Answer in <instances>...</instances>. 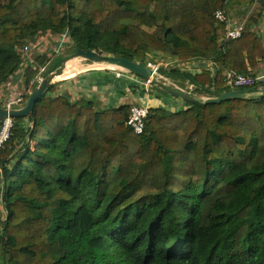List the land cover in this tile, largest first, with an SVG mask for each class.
<instances>
[{
	"label": "trees",
	"instance_id": "trees-1",
	"mask_svg": "<svg viewBox=\"0 0 264 264\" xmlns=\"http://www.w3.org/2000/svg\"><path fill=\"white\" fill-rule=\"evenodd\" d=\"M253 1L0 0V85L25 41L68 31L72 53L143 64L170 54L190 67L161 76L214 98L231 90L225 70L264 67V28H252L264 0L240 38L218 44L215 11ZM250 89L218 104L150 107L135 134L133 104L105 108L51 85L31 115L13 118L0 151V264H264V94Z\"/></svg>",
	"mask_w": 264,
	"mask_h": 264
},
{
	"label": "built area",
	"instance_id": "built-area-1",
	"mask_svg": "<svg viewBox=\"0 0 264 264\" xmlns=\"http://www.w3.org/2000/svg\"><path fill=\"white\" fill-rule=\"evenodd\" d=\"M258 7V0H254L247 5L239 7L235 10H231L228 13L217 9L214 13V16L218 22L224 24V35L218 39L219 46H222V43L229 40L240 38L243 31L247 27L248 21L251 19L253 13ZM253 30L256 34H258L260 27L258 26ZM72 45L73 40L71 39L68 31L57 35L48 32L45 33V35H38L32 39H29L23 45V47L17 49L20 55V64L18 68L8 76L7 80L0 85V107L6 109L7 111L18 110L22 108L25 105L30 93L32 92L34 84L39 83L43 74L46 73L45 71L48 63L42 66L37 64V57L44 55L50 57L53 54H58L64 47H69ZM176 59L174 62L176 61L177 65H179L178 60ZM174 62L172 63V67H176ZM162 64L168 65V63L161 62L157 66H153V69H150L156 73V70L161 67ZM211 65L212 64L209 62L210 67ZM29 68L38 70L39 74L34 77L30 85H27V83H25V78L26 71ZM112 70H118L116 73V78H122L124 80L127 79L129 82L133 81V85L141 87L144 89L145 93H149L148 84H152L150 79L142 78L138 74H135L125 68ZM223 80L225 85L231 90L252 87L260 88L262 85H264V67L249 74L238 73L233 70H225L223 72ZM153 85L156 86L154 82ZM149 108L150 107H148L146 104L141 103L131 105L130 114L127 119V125L133 130L135 134H141L144 131L146 118L149 114ZM1 120L0 151L8 140L13 126V118L9 115L3 117ZM1 201L2 189L0 188V203Z\"/></svg>",
	"mask_w": 264,
	"mask_h": 264
},
{
	"label": "crops",
	"instance_id": "crops-1",
	"mask_svg": "<svg viewBox=\"0 0 264 264\" xmlns=\"http://www.w3.org/2000/svg\"><path fill=\"white\" fill-rule=\"evenodd\" d=\"M207 63V67H209V62ZM104 67L112 68L115 66L105 61L93 62L74 57L71 61L66 63L63 71L57 75L53 81L55 82L65 78H71L82 71H90ZM114 76L115 74L106 71L100 73L93 71L84 76L81 75L77 77V79H73L74 81L70 80L67 81L66 84L64 83V92L70 91L71 96L74 98L79 95L92 97L99 100L105 108L136 103L146 104L148 107H163L173 111L185 108V102L181 98L172 100L168 104L167 101L169 100L164 97L161 91H153L152 95H149L148 93H144L141 87L135 86L133 87L135 88V91L131 93L129 92L130 87L124 85V79L114 78ZM63 88L60 86L57 91L64 93L61 91Z\"/></svg>",
	"mask_w": 264,
	"mask_h": 264
},
{
	"label": "water",
	"instance_id": "water-1",
	"mask_svg": "<svg viewBox=\"0 0 264 264\" xmlns=\"http://www.w3.org/2000/svg\"><path fill=\"white\" fill-rule=\"evenodd\" d=\"M77 56L91 60V61H95V62H99L103 60L108 61L109 63L113 65L125 68L129 71H132L133 73L138 74L139 76H142L145 79H151L153 75L155 74L152 71V69H150L148 66H146L143 63H139L136 61H130L125 57H117L109 53H104L102 51L82 50L80 48H77L71 57L64 59L59 66H56L54 68V70H50L43 74L40 82L38 83L36 87L33 88L25 105L22 108L18 110L7 111L6 109H3L0 107V119H2L3 117H6L7 115H9L12 118L26 117L28 115H31L35 103L38 100H40L43 94L48 90V88L54 84V81H53L54 78L63 71L67 62L71 61L72 58L77 57ZM207 66L208 64L206 61H198L193 64V67L195 69L206 68ZM216 76L217 74L216 72H214L213 79H215ZM153 82L155 83L156 86H158L163 91L168 92L172 95H175L185 101H192V102L201 101L203 103L211 102L214 104H218L221 101L228 100V99L245 98L248 96L251 90L250 88L234 89V90L222 92L217 97H214V98H198L175 85L168 84L164 78L158 77L156 78V81H153ZM256 90L258 93L264 94V85H262L260 88Z\"/></svg>",
	"mask_w": 264,
	"mask_h": 264
},
{
	"label": "rangeland",
	"instance_id": "rangeland-1",
	"mask_svg": "<svg viewBox=\"0 0 264 264\" xmlns=\"http://www.w3.org/2000/svg\"><path fill=\"white\" fill-rule=\"evenodd\" d=\"M264 16V15H263ZM263 18V19H262ZM260 20H257L256 22H254V24L252 25V28L255 29L257 28L258 26L259 27H264V17H262ZM147 31H152L153 28H148V27H144ZM42 35H45V34H42ZM28 41V40H27ZM25 41V43L27 42ZM24 43V44H25ZM23 44V45H24ZM22 46H19V48L23 47ZM72 46H69V47H64L58 54H53L52 56H41V57H37V64L39 65H44L46 63L47 64V68H46V71L45 72H48L50 71L51 69L54 70V68L56 67L57 64H61V62L66 59V58H69L72 56V49H71ZM146 63L145 65L148 66L149 68H152L153 69V66H157L159 63L163 62V63H168V65H165V64H162L161 67L159 68H163V69H168V68H172V63L174 62V60L176 59V57L170 55V54H166V53H157V52H152L150 54H146ZM73 59V58H72ZM177 60V59H176ZM57 63V64H56ZM108 63V62H107ZM179 65H177L176 61L174 62V65H176V67H180V68H186L188 69L190 67V65H181L180 62H178ZM51 68V69H50ZM159 68L156 70V74L158 77H161V78H164L163 76H161V74L159 73ZM112 69H118L117 67H112V68H109V67H104V68H98V69H95V70H90V71H82V72H79L78 74L74 75L73 77L71 78H65L63 80H59V81H55L53 85H55V87H57V89L60 88V86H62L63 88V85L64 83L66 84L67 81H70V80H73V79H77V77L81 76V75H85V74H88L90 72H93V71H97V72H110L112 74H115L114 78L116 77V73L118 72V70H112ZM39 73H38V70H33L31 68H29L27 71H26V78H25V83H27V85H30L31 84V81L34 79L35 76H37ZM142 77V76H141ZM144 78V77H142ZM165 79V78H164ZM167 81L168 84L170 85H175L174 83H172L170 80H168L167 78L165 79ZM74 81V80H73ZM124 81V82H123ZM122 82L124 83L125 86L127 87H130V88H133L135 87V85H133V81L129 82L127 79L126 80H123ZM142 81V80H140ZM141 84H143L142 82H140ZM145 83V82H144ZM152 84H148L149 86V95H152L153 91H161L162 94L164 95V97H166V99H168L169 101H167V103L169 104L170 101L172 100H177L179 97L175 96V95H172L168 92H165L163 91L162 89H160L158 86H154L153 85V82H151ZM177 86V85H175ZM62 92H64V88L61 89ZM144 91V89H143ZM66 94H68L71 98V94H70V91H65ZM145 93V92H144ZM57 94V93H55ZM54 94V95H55ZM206 98V97H203V96H199L198 98ZM4 218H5V211H4V208L2 206V204L0 203V229L2 227V223L4 221ZM0 257H1V253H0ZM0 262H1V258H0Z\"/></svg>",
	"mask_w": 264,
	"mask_h": 264
},
{
	"label": "bare ground",
	"instance_id": "bare-ground-1",
	"mask_svg": "<svg viewBox=\"0 0 264 264\" xmlns=\"http://www.w3.org/2000/svg\"><path fill=\"white\" fill-rule=\"evenodd\" d=\"M77 57H79V56H77ZM82 58V57H81ZM85 59V58H84ZM88 60V59H87ZM89 61H91V60H89ZM104 61V60H103ZM93 62H95V61H93ZM99 62H102V61H99ZM105 62H108V61H105ZM109 63V62H108ZM111 64V63H110ZM113 65V64H112ZM115 67H117V68H122V67H119V66H116V65H114ZM156 78H158V76H157V74L155 73L154 75H153V77L150 79V81H156Z\"/></svg>",
	"mask_w": 264,
	"mask_h": 264
}]
</instances>
